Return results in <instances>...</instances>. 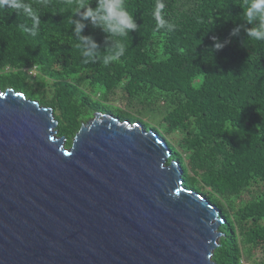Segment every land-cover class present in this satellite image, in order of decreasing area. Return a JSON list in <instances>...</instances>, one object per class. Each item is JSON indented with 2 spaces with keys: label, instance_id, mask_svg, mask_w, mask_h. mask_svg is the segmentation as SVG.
<instances>
[{
  "label": "trees",
  "instance_id": "16d2710c",
  "mask_svg": "<svg viewBox=\"0 0 264 264\" xmlns=\"http://www.w3.org/2000/svg\"><path fill=\"white\" fill-rule=\"evenodd\" d=\"M26 2L40 16L36 35L31 20L0 9V88L52 107L67 146L99 111L154 130L184 186L218 207L216 264H264V41L247 34L258 23L245 16L250 0H125L138 27L107 66L106 34L88 22L82 34L101 52L83 62L72 24L80 0ZM159 3L171 31L157 30ZM213 36L230 42L217 51Z\"/></svg>",
  "mask_w": 264,
  "mask_h": 264
},
{
  "label": "water",
  "instance_id": "95a60500",
  "mask_svg": "<svg viewBox=\"0 0 264 264\" xmlns=\"http://www.w3.org/2000/svg\"><path fill=\"white\" fill-rule=\"evenodd\" d=\"M58 123L0 88V264H216L218 207L157 132L99 111L67 146Z\"/></svg>",
  "mask_w": 264,
  "mask_h": 264
},
{
  "label": "clouds",
  "instance_id": "9594fccd",
  "mask_svg": "<svg viewBox=\"0 0 264 264\" xmlns=\"http://www.w3.org/2000/svg\"><path fill=\"white\" fill-rule=\"evenodd\" d=\"M0 9L16 12L31 20V28L26 29L32 35L39 31L40 16L34 10L32 4L26 0H0ZM163 4L157 5L155 18L157 21V30L165 29L171 31L175 25L162 18L161 12ZM78 19H73V37L77 41V47L80 49L84 63L95 62L101 50L100 45L91 37L83 35L85 22L90 23L94 28L101 29L105 34L106 49L109 54L102 57L105 66L117 61L124 56L126 48L119 38L127 37L131 31L137 30V23L134 17L129 13L125 6V0H96V6L92 7L91 2L85 3L80 0L73 14ZM245 16L250 23H256V26L248 31L250 39L264 41V0H250ZM239 29H233L232 35H236ZM214 49H223L230 41H221L213 36ZM110 46L108 45V42Z\"/></svg>",
  "mask_w": 264,
  "mask_h": 264
},
{
  "label": "built area",
  "instance_id": "2783aa9c",
  "mask_svg": "<svg viewBox=\"0 0 264 264\" xmlns=\"http://www.w3.org/2000/svg\"><path fill=\"white\" fill-rule=\"evenodd\" d=\"M31 73H33V74H34V73H35V71L31 70Z\"/></svg>",
  "mask_w": 264,
  "mask_h": 264
}]
</instances>
